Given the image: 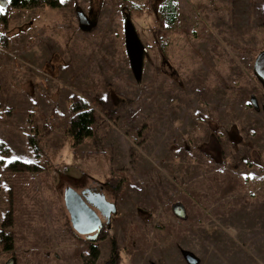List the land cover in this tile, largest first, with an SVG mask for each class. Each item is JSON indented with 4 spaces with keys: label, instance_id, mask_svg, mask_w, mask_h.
Masks as SVG:
<instances>
[{
    "label": "rangeland",
    "instance_id": "rangeland-1",
    "mask_svg": "<svg viewBox=\"0 0 264 264\" xmlns=\"http://www.w3.org/2000/svg\"><path fill=\"white\" fill-rule=\"evenodd\" d=\"M59 1L0 0V264H264V0ZM68 186L116 204L95 240Z\"/></svg>",
    "mask_w": 264,
    "mask_h": 264
},
{
    "label": "water",
    "instance_id": "water-1",
    "mask_svg": "<svg viewBox=\"0 0 264 264\" xmlns=\"http://www.w3.org/2000/svg\"><path fill=\"white\" fill-rule=\"evenodd\" d=\"M91 23L83 19L82 27L87 29ZM166 63L171 68L169 61ZM256 103V102H255ZM85 192H78L74 187L68 186L64 192L65 207L70 215L74 229L90 240L97 238L98 231L104 226L102 217L110 223L112 215L117 211L116 204L109 202L102 193L84 196ZM178 217H185L186 211L183 205L176 204L173 207ZM183 255L189 264H198L199 259L189 251H183ZM8 264H15L10 261Z\"/></svg>",
    "mask_w": 264,
    "mask_h": 264
},
{
    "label": "trees",
    "instance_id": "trees-1",
    "mask_svg": "<svg viewBox=\"0 0 264 264\" xmlns=\"http://www.w3.org/2000/svg\"><path fill=\"white\" fill-rule=\"evenodd\" d=\"M5 3V2H4ZM9 5L14 8L22 9H33L39 6H51V7H60L61 2L59 0H9ZM163 12L166 16V20L170 25H173L177 20V12L175 5L172 1H168L167 4L163 7ZM72 111L74 117L70 123L69 132L73 138L75 145L82 143L86 138L90 137L93 133V123H94V112L90 109L87 101L79 99L75 101L72 106ZM29 143L31 148L35 153H39L38 142L34 137H30ZM0 153L2 155H8L9 149L5 146L4 143H0ZM8 168L12 171H35L32 169L33 166L31 163L15 159L8 163ZM4 235L3 232H0V236ZM6 248H11L12 236H7ZM93 256H97L96 247L91 246Z\"/></svg>",
    "mask_w": 264,
    "mask_h": 264
},
{
    "label": "flooded vegetation",
    "instance_id": "flooded-vegetation-1",
    "mask_svg": "<svg viewBox=\"0 0 264 264\" xmlns=\"http://www.w3.org/2000/svg\"><path fill=\"white\" fill-rule=\"evenodd\" d=\"M260 62H264V52L259 56V58H258V64L260 63ZM83 192H85V194H84V196L85 197H87V196H89V195H91V194H97V193H100V192H98V191H95L94 189H92V188H89V189H87V190H85V191H83ZM102 217H104V216H102ZM107 220V219H106ZM108 224V223H107ZM110 224V223H109ZM104 227V226H103ZM10 261H13V262H15L14 261V257H12L10 260H9V262ZM8 262V263H9Z\"/></svg>",
    "mask_w": 264,
    "mask_h": 264
},
{
    "label": "snow or ice",
    "instance_id": "snow-or-ice-1",
    "mask_svg": "<svg viewBox=\"0 0 264 264\" xmlns=\"http://www.w3.org/2000/svg\"><path fill=\"white\" fill-rule=\"evenodd\" d=\"M3 11V9L2 8H0V12H2Z\"/></svg>",
    "mask_w": 264,
    "mask_h": 264
}]
</instances>
